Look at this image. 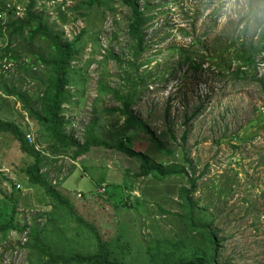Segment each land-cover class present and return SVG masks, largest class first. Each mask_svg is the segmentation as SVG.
Instances as JSON below:
<instances>
[{
	"label": "rangeland",
	"instance_id": "obj_1",
	"mask_svg": "<svg viewBox=\"0 0 264 264\" xmlns=\"http://www.w3.org/2000/svg\"><path fill=\"white\" fill-rule=\"evenodd\" d=\"M0 1L16 5L17 16H24L28 0ZM36 1L47 25L65 39H73L82 28L87 30L82 55L74 64L81 70L87 64L88 69L79 86L73 87L78 93L76 104L63 106L71 120L67 128L81 141L96 118L95 133L112 143L126 116L105 111L123 105L103 86L121 89L122 95L129 89L122 76L125 61L119 63L110 56L111 52L122 60L132 58L129 9L121 0H111L112 10L105 8L101 29L97 25L102 23L90 22L89 27L99 34L95 43L89 21L73 8L80 0ZM144 3L155 19L146 31L149 48L139 64L146 62L142 69L152 70L155 81H147L143 89L139 86L132 112L166 150L160 151L142 128L131 133L135 139L131 147L154 162L177 170L184 167L194 182L185 173L163 180L140 176L141 159L105 147L91 149L81 160H72V152L61 154L49 179L104 239L120 240L116 257H124L125 264H149V249L157 240L198 236L190 230L189 221L180 217L185 215L186 202L180 188H193L194 220L212 221L211 231L218 233L220 242L219 263L264 264V54L251 71L254 77L237 80L221 74L210 61L229 38L245 45L259 42L264 36V0H141ZM59 8L66 14V23ZM0 19L7 20L6 12ZM28 36V29L11 36V29L0 28V58L4 56L0 59V118L19 124L31 141L41 139L37 144L44 147L39 124L24 102L7 91L26 95L29 104L41 110L38 97L44 95L48 75L37 57L44 58L49 47L43 39L30 42ZM191 39L199 43L193 49L195 62L179 64L170 48L187 46ZM8 44L9 53L4 54L1 49ZM30 162L18 140L10 132H0V212L4 210L6 218L13 213L15 206L7 194L17 201L15 228L0 233V264H30L29 230L23 228L42 226L48 218L44 213L54 207L44 188L28 180L24 169ZM107 195L110 199H104ZM70 225L76 230L74 239L88 235L79 222Z\"/></svg>",
	"mask_w": 264,
	"mask_h": 264
},
{
	"label": "trees",
	"instance_id": "obj_2",
	"mask_svg": "<svg viewBox=\"0 0 264 264\" xmlns=\"http://www.w3.org/2000/svg\"><path fill=\"white\" fill-rule=\"evenodd\" d=\"M18 1L19 3L22 2V0ZM121 1L130 13L127 34L132 44V58L122 60L119 56H115L110 52V56L117 57L119 63L125 61L126 68L122 69V76L124 82L130 85L124 95H122L121 89L103 86L106 92H114L115 97L122 100L123 105L122 108H110L105 111L111 114L120 111L126 116V123L116 131L117 137L112 143H108L95 133V129L99 124L96 118L95 122L93 120L90 127L87 128L81 141L76 138L71 128H67L71 124V120L66 117V110L63 106L66 104L72 107L76 104L75 97L78 96V93L73 87L79 86L83 80L81 77L84 75V71L88 69L87 64L85 69H82L83 71L74 64L82 55V43L85 41L83 36L87 30L82 28L80 34L74 36L73 39H65L63 34L55 32L47 25L42 11L39 12L36 6V0H28L22 18L17 16L18 9L16 5L7 6L5 1H0V14L6 12L7 16L6 21L0 19L1 30L7 27L11 29V36H13L14 34L21 35L23 31L28 29L30 42L33 43L37 38L43 39L49 47V52L44 58L37 57L45 65L44 68L48 75L44 95L40 99L38 97V100L42 103L41 110H37L30 105L26 95L7 89L8 95L19 97L24 102L29 115L39 124L42 142L46 145L40 147L37 144L38 140L31 141V138L27 137L28 133L19 124L0 118V132H10L18 140L21 150L28 158H32V162L24 169L28 180L32 184L44 188L55 207L50 212L44 213L48 218L42 226L30 225L23 228V230H29L26 246L32 248L29 257L30 264H125L124 257H116L120 255H116V247L120 240L104 239L97 227L88 224V221L78 214L80 210L74 204L75 202L73 203L72 199L49 179L50 172L53 174V165L59 162L57 157L61 154L72 152L70 155L73 157L72 160H81V156L95 147L114 148L127 156L142 160L140 176H154L156 180H163L174 174L185 173L189 181L194 182V178L189 177L184 167L177 170L165 164V162H154L148 155L141 151H135L131 147V143L135 140L131 133L136 128H142L151 135L152 141L160 151L166 150L160 140L145 128V123L132 112L134 99L139 93V86L143 89L149 84L147 81L152 83L155 81L152 78V70L142 69L141 64L146 62L143 61L139 64L149 48L146 31L152 26L155 16L150 13L148 3L141 5V0ZM110 2L111 0H80L73 8L74 10H81L79 17L89 21V23L87 22L89 27V25H92L90 22L94 25H97L96 22H103L105 8L112 10ZM59 11L63 22L66 23L65 12L61 11L60 8ZM102 25L103 23L97 25V27ZM91 32L94 33V42L98 43L99 34L92 29ZM185 34L189 36L188 32H185ZM197 45H199L197 39H191L187 46L174 44L170 49L176 52L179 64L193 65L195 62V51L193 49ZM9 50L10 44L1 49V52L8 54ZM218 50L219 52L215 53L210 61L215 63L221 74L228 73L235 80L243 79L246 75L254 77L251 71L258 65L259 58L263 57L264 36L260 38L256 45L253 43L249 45L240 44L239 41L235 42L232 38H229ZM3 58L4 56H1L0 59ZM160 79H164V76H161ZM40 141L41 139L38 142ZM184 159L187 162L186 156ZM192 193L193 188L191 190L180 188V197L186 201L184 204L185 215L180 217L185 222L189 221L190 230L197 232L199 237L190 236L171 241H155L149 249V264H221L218 262L220 245L218 233L211 231L212 221L197 223L194 220L193 209L195 204L190 203ZM98 197L101 198L99 195ZM103 197L104 199H110L108 195ZM7 198L15 207L12 209L13 213L7 218L4 210L0 212V233L15 228L17 201L8 194ZM71 221L79 222L87 230L88 235L81 236L82 240L74 239L76 230L71 227ZM115 243L117 245H114Z\"/></svg>",
	"mask_w": 264,
	"mask_h": 264
}]
</instances>
